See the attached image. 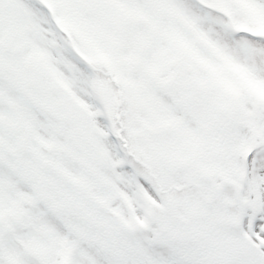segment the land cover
<instances>
[{
    "label": "snow or ice",
    "instance_id": "1",
    "mask_svg": "<svg viewBox=\"0 0 264 264\" xmlns=\"http://www.w3.org/2000/svg\"><path fill=\"white\" fill-rule=\"evenodd\" d=\"M0 264H264V0H0Z\"/></svg>",
    "mask_w": 264,
    "mask_h": 264
}]
</instances>
